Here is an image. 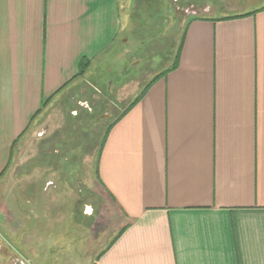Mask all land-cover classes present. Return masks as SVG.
Wrapping results in <instances>:
<instances>
[{
    "label": "crops",
    "instance_id": "crops-1",
    "mask_svg": "<svg viewBox=\"0 0 264 264\" xmlns=\"http://www.w3.org/2000/svg\"><path fill=\"white\" fill-rule=\"evenodd\" d=\"M133 1L0 0V178L24 166L74 182L89 164L115 224L86 264H264V0H194L177 66L115 103L105 130L86 127L102 98L95 62L122 50ZM153 1L165 15L167 0ZM81 202L71 219L92 230Z\"/></svg>",
    "mask_w": 264,
    "mask_h": 264
},
{
    "label": "rangeland",
    "instance_id": "rangeland-1",
    "mask_svg": "<svg viewBox=\"0 0 264 264\" xmlns=\"http://www.w3.org/2000/svg\"><path fill=\"white\" fill-rule=\"evenodd\" d=\"M135 1L133 15L126 8L121 13L122 30L117 41L122 50L117 55L115 51H108L95 62L93 80L100 84V92L95 97L101 95L98 102L105 105L101 111L99 103H91L93 113L92 117L84 121L86 127H91V122L97 120L96 127L105 130V125L119 111L115 103H123L131 98L154 74L171 66L184 26L195 8L191 5L195 4L194 0H167L166 5L161 6L167 11L165 15L163 12L156 15L153 0ZM203 1V4L224 10L239 8L235 0ZM240 1L245 2V5L249 2L247 6H257L262 2ZM109 74L120 82L127 77L133 79L122 86L116 84L115 80L109 84L105 82ZM84 110L83 106L80 107L79 116H83L81 114H84ZM10 171L0 178V264H86L94 260L113 236L115 221L103 205L101 193L93 184L89 164H85L78 180L74 182L68 178V174L56 173L52 169L45 173L35 170L29 176L24 174V166H17L15 171ZM41 174L45 180V188L42 186L45 193L40 190ZM26 179L34 180L38 187L28 189L27 184L30 182ZM41 194L45 199L48 197L45 205L50 209L43 214H40V207L44 205L40 204ZM79 196L82 198V210L86 213L81 221L91 225L92 213L98 215V222L92 230L85 225L79 227L71 219L73 206ZM56 217L61 220L56 221ZM107 220L108 227L104 229Z\"/></svg>",
    "mask_w": 264,
    "mask_h": 264
},
{
    "label": "trees",
    "instance_id": "trees-1",
    "mask_svg": "<svg viewBox=\"0 0 264 264\" xmlns=\"http://www.w3.org/2000/svg\"><path fill=\"white\" fill-rule=\"evenodd\" d=\"M155 14L156 15L162 14V11L161 10L155 11ZM184 37H185V31L181 34V38H180V41H179V45L177 46V49H176V51L174 53V61H173L172 65L169 66L168 68H165L164 70H161V71L157 72L155 75H153V77L144 84V87L138 93V96H137L136 100H138L139 98L142 97V95L146 92V90L152 84V82H154L156 79H158L159 77H161L163 74H165L171 68H174V67L177 66L178 61H179V57H180V53H181V49H182V46H183ZM88 60L89 59H82V61H81L82 72L84 71V69L86 68V66L89 64V61ZM65 174H68L67 175L68 178H70V179L72 178V172L71 173H65Z\"/></svg>",
    "mask_w": 264,
    "mask_h": 264
}]
</instances>
